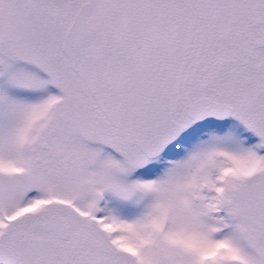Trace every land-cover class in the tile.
Wrapping results in <instances>:
<instances>
[{"label":"snow or ice","instance_id":"snow-or-ice-1","mask_svg":"<svg viewBox=\"0 0 264 264\" xmlns=\"http://www.w3.org/2000/svg\"><path fill=\"white\" fill-rule=\"evenodd\" d=\"M0 264H264V0H0Z\"/></svg>","mask_w":264,"mask_h":264}]
</instances>
